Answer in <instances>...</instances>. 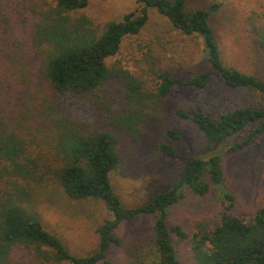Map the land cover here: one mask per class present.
<instances>
[{"label":"trees","instance_id":"16d2710c","mask_svg":"<svg viewBox=\"0 0 264 264\" xmlns=\"http://www.w3.org/2000/svg\"><path fill=\"white\" fill-rule=\"evenodd\" d=\"M23 1L29 2L33 14L30 36L40 57L41 73L56 92L94 99L109 82L118 81L122 99L108 105L102 101L104 124L90 128L87 122L71 119L57 104L32 102L16 94L28 79L29 68L24 55L11 47L5 50L7 37L1 24L11 19L12 6L6 9L0 0V264H115L109 250L120 242L118 226L142 214L155 216L154 243L148 256L144 247L133 249L126 264H183L177 249L182 243L189 245L195 264H264V205L248 218L233 214L235 197L225 191L224 210L212 221H197L191 229L168 222L169 208L184 197V187L204 195L223 184V153L211 151L208 157H190L179 172L178 183L138 205L125 204L112 180L121 162L119 136L109 128L141 137L148 121L161 112L164 97L178 95L186 86L204 87L212 75L206 70L184 78L152 64L148 79L108 63L125 37L141 32L149 7L156 8L183 33L202 37L212 68L228 85L264 92L263 78L224 64L211 12L202 7L189 9L187 0H136L138 6L121 19L97 23L84 10L89 0ZM259 41L264 42V28ZM177 113L192 116L208 147L254 122L259 124L248 137L230 148L242 150L264 132L262 107H236L218 116L204 111L189 115L182 108ZM168 133L174 139L179 137L174 129ZM37 134L47 141L46 152L38 148ZM161 149L165 154H176L171 144L162 143ZM47 174L54 176L71 198L97 199L106 205L110 216L96 228L95 250L76 254L47 228L33 203L35 186Z\"/></svg>","mask_w":264,"mask_h":264},{"label":"rangeland","instance_id":"374dc122","mask_svg":"<svg viewBox=\"0 0 264 264\" xmlns=\"http://www.w3.org/2000/svg\"><path fill=\"white\" fill-rule=\"evenodd\" d=\"M3 2L6 9L12 6L11 19L1 24L5 25L3 34L7 37L5 50L11 47L12 51L24 55L29 68L28 79L20 84L16 94L32 102L57 104L78 123L87 122L90 128H101L106 110L100 103L104 101L108 105L121 100V84L109 82L106 90L94 99L56 92L41 73L39 54L33 50L30 36L33 14L29 2ZM212 3L217 6L212 7ZM137 6L136 0H89L84 10L97 23H104L121 19ZM187 7H202L211 12L210 22L219 39L224 64L264 79V42L259 41V33L264 28V0H187ZM148 11L149 18L141 32L125 37L119 52L108 58V63L148 79L152 77L149 70L152 64L184 78L206 70L212 75L204 87L186 86L178 95L164 97L161 112L148 121L141 137L133 138L124 131L109 128L119 136L121 165L112 174L115 190L127 205L145 203L155 192L179 182V172L190 157H208L211 151H217L223 153V184L213 186L204 195L184 187V197L169 208L168 222L191 229L197 221H212L224 210L225 191L232 192L235 197L232 213L248 218L256 208L264 205V132L254 136L242 150L230 147L234 142L245 140L259 123L254 122L208 147L206 137L192 116L181 117L177 110L182 108L189 115L204 111L218 116L236 107L264 108V92L228 85L212 68L202 37L183 33L154 7H149ZM169 129L178 131L179 137L174 139ZM35 142L39 149L48 150L47 141L42 140L40 134L36 135ZM162 143L171 144L176 154H165ZM35 187L33 203L47 228L59 235L76 254L95 250L98 246L96 228L110 216L104 202L71 198L50 174ZM154 221L153 214L123 221L116 230L120 242L112 244L109 250L111 260L115 264H126L133 249L142 247L146 248L148 256L154 243ZM177 249L183 264H195L189 245L182 243Z\"/></svg>","mask_w":264,"mask_h":264}]
</instances>
